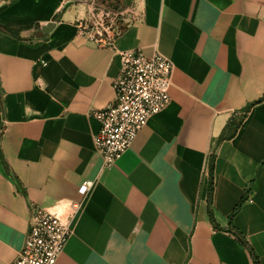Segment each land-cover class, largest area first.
I'll return each mask as SVG.
<instances>
[{"label":"crops","instance_id":"crops-1","mask_svg":"<svg viewBox=\"0 0 264 264\" xmlns=\"http://www.w3.org/2000/svg\"><path fill=\"white\" fill-rule=\"evenodd\" d=\"M117 1L111 46L80 34L78 0H0V264L23 248L31 205L62 201L82 208L56 264H253L228 232L244 199L232 225L264 264V101L218 142L264 97V0ZM128 50L173 63L170 103L101 171L94 113Z\"/></svg>","mask_w":264,"mask_h":264},{"label":"built area","instance_id":"built-area-1","mask_svg":"<svg viewBox=\"0 0 264 264\" xmlns=\"http://www.w3.org/2000/svg\"><path fill=\"white\" fill-rule=\"evenodd\" d=\"M98 1L78 0L88 9L87 18L80 20L79 32L96 43L113 46L124 24V12L99 8ZM129 14L136 17L131 7ZM117 54L121 67L112 82L114 101L94 113L100 128L93 145L101 159V171L111 168L130 149L149 118L170 103L173 63L168 58L158 50L150 56L140 50ZM93 185V181L84 183L78 193L86 197ZM81 208L82 203L73 201L49 208L31 205L24 245L12 264H56L72 236L70 218Z\"/></svg>","mask_w":264,"mask_h":264},{"label":"trees","instance_id":"trees-1","mask_svg":"<svg viewBox=\"0 0 264 264\" xmlns=\"http://www.w3.org/2000/svg\"><path fill=\"white\" fill-rule=\"evenodd\" d=\"M99 8H103V9H110L112 11H120L119 8L120 7H125L126 5L124 4H119L118 1H111V0H99L98 1V5ZM121 29H123V27H121ZM120 29V32H121ZM262 101H264V97L261 98L260 100L249 104L245 109L239 111L238 113L234 114V116L232 117V119L228 122L227 126L224 128L222 134L220 135L218 142L224 141V140H229L232 139L236 133L238 132V130L242 127L243 121L247 116V113L249 111V109L256 105L261 103ZM214 159H215V152L212 153L211 155V159H210V163H209V175H210V189H209V200H211V196L213 193V173H214ZM246 202V200H242V202H240L236 209L234 210V212L231 214V216L229 217V228H228V232L234 236V238L236 239V241L246 249V251L249 253L250 258L252 260L253 264H259V260L258 257L255 255L253 249L249 246V244L247 243V241L245 240V238L233 227L232 225V218L234 217V215L239 211L240 207L242 206V204Z\"/></svg>","mask_w":264,"mask_h":264},{"label":"water","instance_id":"water-1","mask_svg":"<svg viewBox=\"0 0 264 264\" xmlns=\"http://www.w3.org/2000/svg\"><path fill=\"white\" fill-rule=\"evenodd\" d=\"M52 28V25H48L46 28H44V33H48Z\"/></svg>","mask_w":264,"mask_h":264},{"label":"rangeland","instance_id":"rangeland-1","mask_svg":"<svg viewBox=\"0 0 264 264\" xmlns=\"http://www.w3.org/2000/svg\"><path fill=\"white\" fill-rule=\"evenodd\" d=\"M85 5V4H84Z\"/></svg>","mask_w":264,"mask_h":264}]
</instances>
